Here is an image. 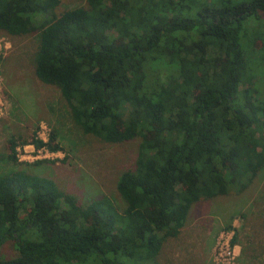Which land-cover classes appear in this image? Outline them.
Returning a JSON list of instances; mask_svg holds the SVG:
<instances>
[{"label":"trees","instance_id":"16d2710c","mask_svg":"<svg viewBox=\"0 0 264 264\" xmlns=\"http://www.w3.org/2000/svg\"><path fill=\"white\" fill-rule=\"evenodd\" d=\"M58 3L0 0V32L36 34L33 74L58 91L71 124L107 144L138 138L136 157L115 182L119 212L104 197L79 204L45 177L1 175L0 246L11 241L15 256L0 264H158L192 204L264 171L253 83L264 68L250 58L263 52L264 64V31L244 38L264 0H85L55 16ZM55 142L53 132L11 137L7 159L18 164L25 145L58 152Z\"/></svg>","mask_w":264,"mask_h":264},{"label":"rangeland","instance_id":"374dc122","mask_svg":"<svg viewBox=\"0 0 264 264\" xmlns=\"http://www.w3.org/2000/svg\"><path fill=\"white\" fill-rule=\"evenodd\" d=\"M196 1L198 5L224 1L234 5L248 0ZM76 7H85V0H59L53 13L57 16ZM247 23L249 31L245 40L254 31H264V14L250 18ZM36 46V34L12 37L0 32V176L23 171L45 177L61 191L73 195L79 204L104 197L119 212L122 204L115 191V182L121 172L133 167L139 139L107 144L81 134L71 124L58 91L35 78L32 59ZM261 54L263 52L259 56L254 50L250 56L257 70L264 68ZM165 73L160 70L158 78H163ZM253 83L258 98L264 101V77L258 81L255 78ZM52 132L59 145V151L53 156L24 160L22 148L18 147V164L8 161L7 141L11 137L18 142L29 143L33 136L47 141ZM42 160L49 162L35 164ZM14 256L11 241L0 246V259ZM157 262L264 264V171L239 193L230 191L225 196L192 204L179 234L163 244Z\"/></svg>","mask_w":264,"mask_h":264},{"label":"built area","instance_id":"2783aa9c","mask_svg":"<svg viewBox=\"0 0 264 264\" xmlns=\"http://www.w3.org/2000/svg\"><path fill=\"white\" fill-rule=\"evenodd\" d=\"M21 148L23 151L22 157L24 158V160H37L40 158H49V157L53 156V153L48 152L44 148H40V149L36 150L33 148L32 145H25V146H22ZM17 150H18V148H16V151Z\"/></svg>","mask_w":264,"mask_h":264}]
</instances>
